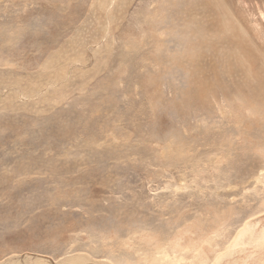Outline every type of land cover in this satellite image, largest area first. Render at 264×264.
<instances>
[{
  "label": "rangeland",
  "instance_id": "rangeland-1",
  "mask_svg": "<svg viewBox=\"0 0 264 264\" xmlns=\"http://www.w3.org/2000/svg\"><path fill=\"white\" fill-rule=\"evenodd\" d=\"M0 264H264V0H0Z\"/></svg>",
  "mask_w": 264,
  "mask_h": 264
},
{
  "label": "bare ground",
  "instance_id": "bare-ground-1",
  "mask_svg": "<svg viewBox=\"0 0 264 264\" xmlns=\"http://www.w3.org/2000/svg\"><path fill=\"white\" fill-rule=\"evenodd\" d=\"M213 85V84H212Z\"/></svg>",
  "mask_w": 264,
  "mask_h": 264
}]
</instances>
